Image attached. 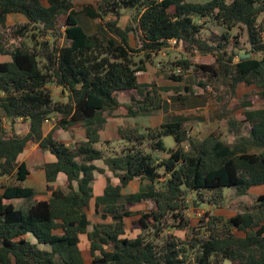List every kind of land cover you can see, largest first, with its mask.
Wrapping results in <instances>:
<instances>
[{"label":"trees","instance_id":"16d2710c","mask_svg":"<svg viewBox=\"0 0 264 264\" xmlns=\"http://www.w3.org/2000/svg\"><path fill=\"white\" fill-rule=\"evenodd\" d=\"M124 11L132 12V17L123 29L119 20ZM80 14L97 23L94 34L79 24ZM11 15H22L27 22L9 29ZM109 16L116 19L108 20ZM263 16L264 0H99L97 8L88 5L81 11L73 0H0V56L11 58L0 62V178L16 182L0 195V264H85L81 235H87L91 244L92 264H264V196L252 212L230 219L213 217L206 237L198 232L186 241L164 235L190 226L186 211L192 194L198 195L196 202L220 207L227 189L245 196L264 186V106L256 108L248 100L250 94L242 101V122L222 106L233 143L217 133L194 137L191 128L178 121L145 132L121 128L122 147L115 154L109 149L111 154L106 155L96 147L108 117L122 106L119 92L135 90L141 98L133 97L125 106L127 117L158 113L161 92L195 93L184 85H139L138 74L147 71L153 56L172 40L185 46L183 56L171 62L174 82L182 84L185 75L195 71L200 78L196 86L205 91L212 87L207 92L213 98L222 90L235 96L246 84L255 86L257 97L264 101ZM210 24L221 35L205 38ZM242 28L251 47L246 54L253 56L235 61L237 54L228 53V48H239L242 35L232 33ZM132 34L136 48L130 45ZM197 53L212 54L215 62L195 64ZM50 85L68 93L67 101L54 99ZM52 117L60 129L82 125L87 140L71 147L53 132L44 138L43 125ZM17 120L30 122L27 135L15 133ZM167 137L174 138L175 148L166 146ZM31 140L58 159L43 167L48 182L44 193L23 186L30 173L18 159ZM96 161H103L120 185L109 180L104 195L96 198V215L103 211L101 218L107 222L94 224L89 231L95 172H104L94 165ZM61 173L68 178L66 188L56 189L52 184ZM136 179L147 184L146 191L124 195ZM19 200L26 206L17 207ZM147 202L154 204L151 211L131 210ZM136 216L142 232L129 238L127 220ZM234 230L246 236L238 237Z\"/></svg>","mask_w":264,"mask_h":264},{"label":"crops","instance_id":"0c3cea01","mask_svg":"<svg viewBox=\"0 0 264 264\" xmlns=\"http://www.w3.org/2000/svg\"><path fill=\"white\" fill-rule=\"evenodd\" d=\"M187 1L190 3H207L210 2L211 0H202V2H198V1L196 2L192 0H187ZM131 17H132V12L124 11L122 17L119 20V27L123 29L126 28L130 23ZM88 19L89 21H91L90 18ZM115 19L116 18L112 16L108 17V20H115ZM93 22H94L93 20L91 21V23L86 22L87 23L86 27L83 24L82 25L80 24L87 34H94L97 31V23L96 22L93 23ZM111 37L114 38L118 43L120 42L116 36L113 35ZM130 45L132 48L137 47V39L134 34H132L130 37ZM184 53H185V46L183 43H178L175 45L173 43V40L169 41L168 44L162 49V51L158 55L153 56L151 62L147 65V71L138 74L139 85L140 87L143 88H151L154 84H156L158 87H168V88H175V87H179L180 85H184V86L192 87L194 88L195 91L196 90L198 91H196L194 94L180 92L179 94H181L184 97H187L185 101L180 100L178 98L179 94H177L175 91L161 92V96L163 99L162 109L158 113L148 117H143V116L127 117V109L125 106L132 102L133 97H135L138 100L141 98L138 92L135 90L119 92L117 94V97L122 106L113 116L108 117L103 130L100 132L101 142L96 145V147L99 150L104 151L106 155H109L111 153L115 154L117 151H119L120 146L122 147V142L120 138L121 128L137 129L140 130L141 132H145L148 128H157L166 123L179 121V122H185L187 126L192 129L191 131L192 136H194V134L196 133H199L202 129H206L207 131H211L212 129L214 130L215 123L212 120V117L213 116L220 117V115L221 116L223 115L222 106L219 104L220 100L216 101L210 95L209 92H206L203 89L198 88L196 86L198 77L195 75V71H191L190 73L186 74L184 82L182 84H179L170 79L172 70L168 71L166 70V67H164L165 63H170L175 61L176 59L182 57ZM9 61H11V58L6 56H0V62H9ZM194 62L195 64H202V63L213 64L215 62V58L212 55L203 56L200 53H197L194 58ZM193 68H195V66ZM51 90L53 92V96L57 94L55 90H58V94H60L57 98L54 99L67 101L68 93H65V95H63L62 88L54 85ZM1 95L2 94H0V96ZM224 118L226 119V116H224ZM237 119L241 121L238 117ZM57 125H58V119L56 117H52L49 121L45 122L42 130L43 137L46 138L49 134L53 132L57 140L71 147L75 146L79 142L87 140V130L84 127H82V125H76L67 130L60 129L58 128ZM13 129L17 135L25 136L30 132V122L28 120H17L14 124ZM212 133H216V132H212ZM106 142H110L111 145L106 146L104 144ZM233 142H234V137H233ZM233 142H227V143H233ZM165 156L166 155H163L162 157ZM18 161L20 164L25 163L30 173L27 180L23 183V186L26 188L33 189L37 193L46 192L48 188V182H47L46 172L43 167L46 164L56 163L58 161L57 157L50 151L43 150L39 142L35 140H31L28 143L24 153H22L19 156ZM94 165L98 169L103 170L104 172L103 173L100 171L95 172V181L93 183L94 199L91 201V211L89 214L90 220H91V212L93 206H94V210L96 211V198L104 195L105 190L109 184V180L111 184L114 186L120 185V180L118 179V177L108 168V166H106V164L103 161H96ZM12 179L14 180V183H16L15 179L14 178ZM67 180H68L67 176L61 173L59 174L57 181L54 184H52V186H54L56 189H64L66 188ZM105 180L107 181V184ZM137 181L140 180L136 179L132 181L123 190V194L129 195L133 193H138V192L131 193L130 191L131 186L134 187L135 182ZM140 182L141 184L144 183L142 181ZM144 185H146L147 187V184ZM258 187H263V186H258ZM252 190L253 188L249 192L250 195H252L251 192ZM263 194L264 192H260L257 195L262 197L264 196ZM243 197L246 198L248 196H243ZM139 205L141 204H137L135 206H139ZM131 210L133 209L131 208ZM243 213L245 212H242L240 214ZM91 222H92V226L89 227V231L93 230L94 224L104 223L107 221L102 220V221L93 222L91 220ZM235 234L238 236L237 233ZM80 239H81L80 250L84 257L85 264H88L87 256L90 254L92 256L91 244L88 240L87 235H81ZM229 263L231 264L232 262Z\"/></svg>","mask_w":264,"mask_h":264},{"label":"rangeland","instance_id":"374dc122","mask_svg":"<svg viewBox=\"0 0 264 264\" xmlns=\"http://www.w3.org/2000/svg\"><path fill=\"white\" fill-rule=\"evenodd\" d=\"M192 1H198L202 2V0H192ZM76 6L77 11H81L84 6L86 5H92L95 8L98 6V0H73ZM264 16L262 17V19ZM79 24H83L86 27V22L91 23L89 19L84 16L83 14H80L78 16ZM66 21L65 17L61 18V24L64 25ZM27 20L22 15H12L9 17L7 25L9 29H14V27L17 26V24H24ZM94 23V22H93ZM210 32H205V38L211 39L214 35H221V30L216 28L213 24L209 25ZM1 29V28H0ZM7 29L5 31L6 34H11V30ZM3 30V29H2ZM65 31V26L62 28V32ZM233 36H240V44L239 48H235L233 45L229 46L228 53H235L237 54L235 61L239 60V56L243 54L242 52H249L251 50L250 45L248 44V37L247 32L245 29L242 28V30H236L232 33ZM41 40V39H40ZM43 40V38H42ZM65 43V39L62 40ZM234 42V40H233ZM232 42V43H233ZM13 43V41H12ZM231 43V44H232ZM203 56L212 55V54H204L201 53ZM253 56V55H252ZM255 57L259 58L260 55H255ZM5 59V58H4ZM203 64V63H202ZM166 70L170 71L173 69L170 63H165ZM195 75L198 77L197 84L200 81L199 74L195 72ZM196 77V78H197ZM54 85H50V88L52 89ZM211 89H208L207 91H212ZM204 90V89H203ZM57 94L54 95V98H57L60 94H58V90H55ZM198 91V90H196ZM195 91V92H196ZM205 91V90H204ZM206 91V92H207ZM61 92V90H60ZM214 92V91H213ZM257 88L255 86H247L246 84H241L235 96L230 97V95L226 92V90H222V92L217 93L214 92V99L220 100L219 104L221 106H228V108L242 121L244 120V108L242 107V101L245 99V96L250 94L251 96L248 98V100L252 101L254 106L256 108H261L264 106V101L260 100L257 95ZM1 94V93H0ZM225 116V115H224ZM224 116L220 115L217 117H212V120L214 121V130L207 131L206 129H202L199 133L194 134V137H200L205 138L212 132H216L217 134H220L222 136V139H224L226 142H233V137L230 132V129L227 125V122L224 118ZM7 126L11 128L10 123H7ZM9 128V129H10ZM249 126L244 127L245 132L248 131ZM192 131V129H191ZM166 145L169 149H173L176 147V142L173 137H167L165 139ZM104 176V175H103ZM117 180V179H116ZM106 184L107 181L105 180ZM14 183V180L12 178H0V195L4 193V188L7 185H11ZM146 183H142L140 181L135 182L134 187L131 186V193L133 192H142L146 190ZM252 195L248 193V196L244 198L243 196H238L236 190H233V188L227 189L226 199L220 207L212 206L207 203L203 202H196L198 200L197 194H192L189 198V208L186 211L187 217L190 219V226L186 230H179V229H173L166 231L164 235L173 234L176 235L186 241H191L192 239L196 238V233H200L201 237L208 236L210 234L208 230L209 223H211L213 217H223L224 219H230L242 212H252L257 207L260 196L257 195L260 192H264V186L263 187H256L253 188L251 191ZM264 195V194H263ZM17 207L26 206V202L24 201H16L15 202ZM134 211L138 212H149L154 208V204L151 202H147L144 204H141L139 206H132L131 207ZM103 212V211H102ZM101 212V214H102ZM101 214L96 215V211L94 210V206L91 212V220L93 222L102 221ZM102 219V220H101ZM142 230L139 225V217H134L127 220V234L126 236L129 238H136L139 234H141ZM234 233H237L240 237H245L246 234L244 232H239L237 230H234ZM87 262L88 264H91L92 262V256L91 254L87 256ZM225 264H230L229 262H226ZM232 264V263H231ZM234 264V263H233Z\"/></svg>","mask_w":264,"mask_h":264},{"label":"water","instance_id":"95a60500","mask_svg":"<svg viewBox=\"0 0 264 264\" xmlns=\"http://www.w3.org/2000/svg\"><path fill=\"white\" fill-rule=\"evenodd\" d=\"M243 54H241V58L242 59H249V58H251V54H246L245 52H242Z\"/></svg>","mask_w":264,"mask_h":264},{"label":"built area","instance_id":"2783aa9c","mask_svg":"<svg viewBox=\"0 0 264 264\" xmlns=\"http://www.w3.org/2000/svg\"><path fill=\"white\" fill-rule=\"evenodd\" d=\"M173 43L176 45V44H178V42L176 41V40H173ZM176 72L177 73H182V69L181 68H177L176 69Z\"/></svg>","mask_w":264,"mask_h":264}]
</instances>
